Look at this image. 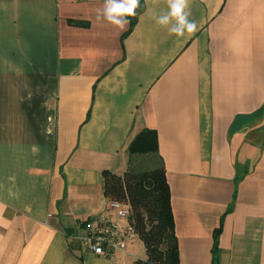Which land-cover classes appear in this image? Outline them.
I'll return each instance as SVG.
<instances>
[{
  "label": "crops",
  "instance_id": "0c3cea01",
  "mask_svg": "<svg viewBox=\"0 0 264 264\" xmlns=\"http://www.w3.org/2000/svg\"><path fill=\"white\" fill-rule=\"evenodd\" d=\"M103 4L0 0V264H130L136 236L116 260L72 237L106 213L102 173L125 171L144 129L179 264H212L219 229L218 264H264V0H189L198 30L181 38L153 19L163 0L130 32L97 20Z\"/></svg>",
  "mask_w": 264,
  "mask_h": 264
},
{
  "label": "trees",
  "instance_id": "16d2710c",
  "mask_svg": "<svg viewBox=\"0 0 264 264\" xmlns=\"http://www.w3.org/2000/svg\"><path fill=\"white\" fill-rule=\"evenodd\" d=\"M142 10V0L138 11ZM130 19V29L136 17ZM127 171L118 177L102 173L103 194L110 201L121 200L130 207L129 227L143 244L146 259L135 264H179L170 191L157 148L154 131H140L127 147ZM145 162L142 167L139 164ZM116 202V201H113ZM214 233L212 264L217 263V236Z\"/></svg>",
  "mask_w": 264,
  "mask_h": 264
},
{
  "label": "built area",
  "instance_id": "2783aa9c",
  "mask_svg": "<svg viewBox=\"0 0 264 264\" xmlns=\"http://www.w3.org/2000/svg\"><path fill=\"white\" fill-rule=\"evenodd\" d=\"M129 217V209L118 202L110 201L106 213L82 223L72 240L100 259L116 260L126 251L129 241L134 237L129 225L124 228L119 225L120 220H128Z\"/></svg>",
  "mask_w": 264,
  "mask_h": 264
},
{
  "label": "clouds",
  "instance_id": "9594fccd",
  "mask_svg": "<svg viewBox=\"0 0 264 264\" xmlns=\"http://www.w3.org/2000/svg\"><path fill=\"white\" fill-rule=\"evenodd\" d=\"M159 3L160 0H154ZM165 7L153 16L155 23L167 29L169 35L177 38L192 35L198 30V23L190 19L189 0H163ZM140 0H104L103 8L97 9V20L103 19L123 31L130 19L137 15Z\"/></svg>",
  "mask_w": 264,
  "mask_h": 264
},
{
  "label": "rangeland",
  "instance_id": "374dc122",
  "mask_svg": "<svg viewBox=\"0 0 264 264\" xmlns=\"http://www.w3.org/2000/svg\"><path fill=\"white\" fill-rule=\"evenodd\" d=\"M139 165L143 167V166L145 165V162H141ZM126 171H127V167H126L125 171H124L121 175H119L118 177H123V175L125 174ZM113 201H116V202H118L119 204H121L123 207H125V208L131 210L127 203H125V202H123V201H121V200H118V199L113 200ZM121 222H122V225H124L123 227H126L127 224L129 225V220L123 219V220H121ZM133 233H134V232H133ZM134 236L137 237L136 234H134ZM137 239L139 240L138 237H137ZM139 241H140V240H139ZM140 242H141V241H140ZM141 243H142V242H141ZM142 245H143V244H142ZM129 250H130V253H131L132 256H133V259L131 260L130 264H135L137 261H144V260H145V257H146V256H145V251H144V249H143V246L139 245V243H138V246H137V247L132 246V247L129 248Z\"/></svg>",
  "mask_w": 264,
  "mask_h": 264
}]
</instances>
